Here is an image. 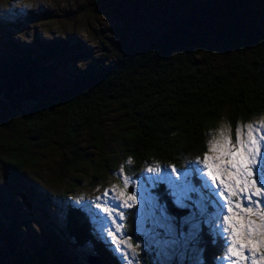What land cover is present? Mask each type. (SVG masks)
<instances>
[{
	"label": "trees",
	"instance_id": "16d2710c",
	"mask_svg": "<svg viewBox=\"0 0 264 264\" xmlns=\"http://www.w3.org/2000/svg\"><path fill=\"white\" fill-rule=\"evenodd\" d=\"M218 1L222 12L215 8L217 4H200L201 13H215L219 19L210 28L212 37L197 31L191 16L179 18L172 13L170 22H164L165 29L146 28L139 32L142 38L127 34L140 39L132 50L127 46L129 50L113 52L105 47L98 55L79 54L85 63L74 67V75L64 86H55L50 67L61 57L83 51L82 41H44L34 35L40 50L13 42L15 54L0 53V163L4 177L24 180L26 170L39 164V151L51 148L64 157L62 172L56 176L64 200L83 181L77 174L87 167L92 169L93 186L106 181L119 161L122 172L135 178L150 164L179 172L194 169L208 151V131L224 111L232 127L239 119L248 121L264 113V27L243 22L251 16L245 10L247 0ZM219 49L232 50L237 60H223ZM113 114L115 120L123 115L126 126L120 122L109 130L106 118ZM84 135L89 138L87 148L83 146L86 142L80 143ZM92 152L97 159L90 157ZM2 189L0 185V201L10 190ZM153 191L172 215L188 212L171 208L165 184L158 182ZM1 205L0 215L6 211ZM65 215L71 238L68 247L73 250L72 246L89 244L100 264H122L83 210L70 207ZM21 221L13 217L0 226V264H60L41 248L30 251L23 247L21 237L29 222ZM125 225L126 233L134 238L133 209L126 211ZM34 226L41 230L37 220ZM214 243L206 239V264H213L212 259L221 264L222 245L219 240ZM143 259L151 263L146 256Z\"/></svg>",
	"mask_w": 264,
	"mask_h": 264
},
{
	"label": "rangeland",
	"instance_id": "374dc122",
	"mask_svg": "<svg viewBox=\"0 0 264 264\" xmlns=\"http://www.w3.org/2000/svg\"><path fill=\"white\" fill-rule=\"evenodd\" d=\"M204 1L213 6L217 4L215 8L219 7L220 11L223 8L218 0H185L181 4L176 0H0V53L15 54L13 42L40 50L34 43V35L44 41L60 38L82 41L81 45L85 48L83 51H76L75 56L70 54L61 57L57 60L58 63L50 67L55 86H64L74 75V67L85 63L79 54L92 52L98 55L106 50L105 47H110L113 52L125 51L127 46L132 50L133 46L139 45V38H142L139 37V32L152 27L165 29L164 22H170L172 13L180 15L179 18L191 16L196 30L212 37L210 28L217 25L219 19L215 17V13L205 15L200 12V4ZM246 6L248 9L245 10L250 11L251 16L243 22L251 27L254 23L257 27H264V0H247ZM245 10L242 14L246 13ZM129 33H135L139 38H130L131 35L127 37ZM119 37L122 39L119 40ZM218 55L229 62L237 60L232 50L219 49ZM43 59L47 64L51 63L47 57ZM247 63L251 66L249 59ZM226 114L224 111L208 131L207 148L214 136L222 142L223 136L231 134L235 142L237 125L264 120L262 113L248 121L239 119L232 127L226 119ZM115 119L114 114L107 116L109 130L120 122L126 126L123 115L117 116L118 121ZM228 126L232 129L231 133ZM221 127L224 128L223 136L219 132ZM242 132V139L247 140V129H242ZM256 135L259 138L261 133ZM86 140L89 138L84 135L80 143L86 142L83 146L87 148ZM58 152L52 148L39 151V164L36 169H27V178L21 181H12L11 176V179L5 178V169L0 163L1 188L10 189L8 193L3 191L1 197L0 204L6 207V211L2 209L5 212L0 215V226L7 224L13 217L22 220L21 222H29L28 229L24 230L21 237L23 247L30 251L41 248L60 264H91L89 259L92 264L97 263L93 259L95 255L89 244L72 246L73 250L67 246L71 238L66 228L65 213L70 207H79L88 215L93 229L108 243L111 253L122 264H147L144 256L149 259L150 264H206L203 253L208 238L212 244H215L214 240L221 242L222 256L218 258L221 264H232L236 257L229 258L227 255L232 228L223 220V216L239 213L245 219L261 223L260 216L255 212L248 214L243 211V207L249 204L248 200L243 199L247 192L234 197L229 196V192L225 190L224 196H229V200H224L220 195L224 185L220 184L219 179L214 182L207 176L203 158L194 164V169L180 172L150 164L145 166L143 174L136 178L124 174L119 161L117 170L111 173L106 181L95 186L91 185L92 169L87 167L77 174L83 181L77 183L78 186L64 200L58 185L60 183L56 179L62 172L60 162L64 158ZM207 152L213 157L212 162L219 163V160L215 159L217 152ZM90 153L91 150L87 152L88 155ZM90 157L97 159L98 155L92 152ZM260 159L264 161V141H261ZM256 167V176L260 179L264 162ZM228 170L225 169L224 178L234 184V180H228ZM64 173L69 174L66 171ZM158 182L167 186L172 209L188 210L184 216H175L169 212L167 205L158 197L156 191H153ZM16 183L20 184V188ZM113 185L116 186L115 189ZM121 191L124 195H121ZM132 196L135 199H132ZM252 200H260V205H252L254 209L264 206V196H253ZM230 202L234 213L228 212L227 205ZM236 202L242 203L243 207L237 208ZM36 207L38 210L35 213ZM104 207L109 208L111 214L105 212ZM129 209L135 211L134 238L126 233L125 214ZM121 212L122 218L119 216ZM35 220L42 226L41 230L35 229ZM117 224L123 225L118 231ZM224 228L228 231H223ZM112 232L116 233L117 238L114 239ZM261 236H264V230L252 238L259 240ZM129 244L132 247H129ZM261 253H264V244H261L260 251L255 256L259 264H264V260H260ZM211 262L215 264L213 259ZM239 264H253V257L249 254V259L240 260Z\"/></svg>",
	"mask_w": 264,
	"mask_h": 264
},
{
	"label": "snow or ice",
	"instance_id": "6c2138e0",
	"mask_svg": "<svg viewBox=\"0 0 264 264\" xmlns=\"http://www.w3.org/2000/svg\"><path fill=\"white\" fill-rule=\"evenodd\" d=\"M242 129H247V140L242 139V135H244ZM228 131L229 133L232 131L230 126H228ZM219 132L223 136L224 128L221 127ZM258 132L261 133L259 138L256 135ZM261 141H264V120L237 125L235 128V142H233L231 134L223 136L222 142L218 141L215 136L209 141L208 151L218 153L215 159L219 160V163L212 162L213 157L209 156L208 152H205L203 156V163L207 167V176L214 182L219 179L220 184L224 185V188L220 190V195L224 197V200L228 201L229 196L238 197L239 193L247 192L248 194L243 199L249 201L248 206L243 207L240 202H236L235 206L237 208L243 207V211L248 214L255 212L261 218L260 224H257L254 220L245 219L239 213H234L232 203H228V212L234 214L233 216L224 215L223 220L232 228V233L229 238L230 242L227 247V255L229 258L236 257L232 261V264H239L240 260H248L249 254L253 257V264H259V260H256L255 256L260 251L261 244H264V236H261L259 240L252 238L258 232L264 230V206L258 209H254L252 206L253 204L260 205V200H252L253 196H264V186H261L264 184V171H262L260 179L256 176V166L264 162L260 159ZM197 159L200 158L198 157ZM226 168L229 169L227 171L228 180H234V184L225 180ZM126 183L127 181H125ZM115 187L113 185V189ZM225 190L229 192V196H224ZM121 195H124L123 191H121ZM131 198L135 199L134 196ZM103 210L111 214L109 208L104 207ZM119 216L122 218L123 213H119ZM115 220L116 218L114 217V223ZM122 227L123 225L117 224V231ZM223 231L227 232L228 229L224 228ZM111 235L114 239L117 238L115 232H112ZM249 245H251L250 248ZM129 247H132V245L129 244ZM260 260H264V253H261Z\"/></svg>",
	"mask_w": 264,
	"mask_h": 264
},
{
	"label": "water",
	"instance_id": "95a60500",
	"mask_svg": "<svg viewBox=\"0 0 264 264\" xmlns=\"http://www.w3.org/2000/svg\"><path fill=\"white\" fill-rule=\"evenodd\" d=\"M129 192H131V190H129ZM93 259H95L97 261V263L100 264V262H99V260H97V258H93ZM89 262L92 264V261L90 259H89Z\"/></svg>",
	"mask_w": 264,
	"mask_h": 264
}]
</instances>
